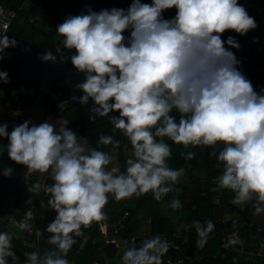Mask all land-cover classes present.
Masks as SVG:
<instances>
[{
    "label": "clouds",
    "instance_id": "clouds-1",
    "mask_svg": "<svg viewBox=\"0 0 264 264\" xmlns=\"http://www.w3.org/2000/svg\"><path fill=\"white\" fill-rule=\"evenodd\" d=\"M173 8L175 16L165 19L163 13ZM256 27L238 0H131L127 9L88 8L65 17L56 33L64 48L74 51L70 62L84 76L75 86L84 93L79 102L91 99L90 119L107 117L113 126L99 144L118 154L123 143L115 136L119 130L132 155L121 171L109 167L112 154L79 140L66 121L30 126L25 120L10 132L6 122L0 123L8 158L29 174L51 175L53 183L46 191L55 212L46 228L34 233L38 238L48 233L49 247L24 252L23 259L14 250V234L0 231V264H72L68 253L83 230L107 220L109 194L120 201L151 193L160 201L173 192L186 169L168 165V141L185 148L221 145L210 153L223 166L216 188L234 194L231 204L251 203L254 216L264 214V89L258 92L240 70L241 60L230 50H239L237 39H222L226 31L243 36ZM16 44L0 33V60L4 50ZM41 59L55 57L48 51ZM0 82H9L6 71H0ZM181 156L191 161L196 152ZM13 171L7 166L2 174L10 177ZM182 206L179 198L169 204L173 210ZM34 221L28 209L17 226L32 233ZM192 227L197 246L203 248L215 224L195 220ZM136 245V237L124 241L120 264H165L164 257L174 247L160 235Z\"/></svg>",
    "mask_w": 264,
    "mask_h": 264
},
{
    "label": "trees",
    "instance_id": "trees-1",
    "mask_svg": "<svg viewBox=\"0 0 264 264\" xmlns=\"http://www.w3.org/2000/svg\"><path fill=\"white\" fill-rule=\"evenodd\" d=\"M23 1L0 0V9L9 8L15 12V19L10 23L7 35L17 41L16 47L4 50V59L0 60V71H6L9 79L7 84L0 82V104L8 111L10 120L19 125L22 122L18 120V116L12 115L14 108L9 109L8 105L21 102L20 109L23 113L27 105L36 99L40 100L42 105L47 107L43 122L56 123L59 119L66 121L67 127L77 134L79 140L86 142L89 147L101 148L112 154L116 166L124 171L125 160L132 155L130 143L121 131L116 130V138L123 141L118 154L112 153L110 146L103 147L99 144L100 136L111 134L113 126L107 117L96 116L94 121L90 119L93 115L91 99L84 105L79 102L78 98L84 93L75 86L83 81L84 76L78 73L70 62L74 51L65 49L63 38L56 40L55 35L56 26L69 15H78L88 8L96 12L101 9H127L131 0H48L37 12L43 29H37L34 24L39 21L29 20L26 11L19 8ZM141 2L150 4L151 0ZM238 3L255 19L257 27L243 36L234 31H226L222 34V39L226 40L229 35L237 39L239 50H230L241 60L240 70L259 92L264 89V0H238ZM175 13L176 9L173 8L166 10L163 15L165 19H169L174 17ZM124 35L127 36L128 33ZM48 51L52 52L55 60L41 59ZM73 96H76L77 100L73 101ZM112 115H118V112L109 113V116ZM4 122L0 117V123ZM8 131L11 130L8 128ZM168 143L172 147L168 165L174 169L185 168V175L174 185V191L160 201L154 200L151 193L120 201L114 200L109 194V202L104 209L107 214L105 222L108 233L113 224L119 222L117 235L125 238L124 241L136 237L137 247L145 237L160 235L167 238L174 247L169 249L165 257L172 260L181 259L179 264H234L230 261V256L238 257L240 247L247 248L252 242L254 245L251 248H255L258 240L264 235L257 230L256 225L251 224L255 222L252 204L241 206L238 210L229 202L234 194L216 188V178L221 174L223 166L210 155L211 147L185 148L172 144L171 141ZM6 145L7 140L0 139V231H9L8 222L17 226V221L23 219L28 209H32L35 216L34 228L43 231L55 217V212L48 204L50 194L46 191L47 186L53 183L51 175L32 173L24 176L26 168L8 158ZM220 147L221 145L219 149ZM188 151L196 152V157L191 161L181 156L182 152ZM7 166L14 170L10 177H4L2 174ZM37 182L40 188L36 186ZM28 186L31 187L30 194L27 191ZM173 198L181 200L183 206L180 209L173 210L169 207ZM162 207L169 211L168 214L161 213ZM224 214L232 216L222 220ZM139 218L147 220V234L133 236ZM195 220L201 223L211 220L215 224V230L209 235L203 248L196 244L198 237L192 227ZM99 224L100 222L93 223L91 227L83 230V236L77 238L76 245L68 253L72 264H91L94 260L106 264L109 257L115 253L116 243H101ZM179 224L182 227L178 226ZM183 224L187 225L186 228H183ZM232 231L241 243H234L233 249L224 250L220 239ZM48 235L44 232L36 242L33 240V234L23 232L20 238L14 235V250L21 259L24 252L34 248L44 250L49 247L46 242Z\"/></svg>",
    "mask_w": 264,
    "mask_h": 264
},
{
    "label": "built area",
    "instance_id": "built-area-1",
    "mask_svg": "<svg viewBox=\"0 0 264 264\" xmlns=\"http://www.w3.org/2000/svg\"><path fill=\"white\" fill-rule=\"evenodd\" d=\"M3 11L0 12V33L6 34L9 28L10 23L13 19H15V12L9 8H3ZM8 36V35H7ZM21 102H14V104H9V109L14 108V112L19 111L21 114L18 116V120L21 122H24L25 120L30 121L31 124H35V120H33L29 116L22 115V110L20 109ZM0 117L8 124V128L12 130L13 122L9 118L8 111L5 109V107L0 104ZM24 176L29 175L28 170L25 169ZM38 186L40 188L39 182H37ZM27 191L30 194L31 193V187H27ZM35 228H33L32 233L24 232V234H33L35 240L38 238L35 233ZM98 230L101 235L104 234V226L103 224L98 225ZM112 233L115 232V230L111 231ZM237 240L236 233L234 231L230 233H226L223 235L220 239L221 247L224 250H231L233 249V241ZM106 241V239H105ZM243 249V250H242ZM240 247V254L239 256H230V261L234 264H264V236H262L258 242L255 248L247 247L242 248ZM254 259H257L258 262H254ZM165 264H179V260H172L169 257H164ZM91 264H100L97 260H94Z\"/></svg>",
    "mask_w": 264,
    "mask_h": 264
},
{
    "label": "crops",
    "instance_id": "crops-1",
    "mask_svg": "<svg viewBox=\"0 0 264 264\" xmlns=\"http://www.w3.org/2000/svg\"><path fill=\"white\" fill-rule=\"evenodd\" d=\"M39 106V105H38ZM23 113L25 114V116H29V117H31L33 120H35V124H39V123H42L43 122V120H44V118H45V116L47 115V114H45V115H43L42 117H41V119H40V121H38V119H39V115H38V113H37V110H36V106L34 107V105L33 104H30V105H27L24 109H23ZM50 116H53V115H50ZM57 118V117H56ZM59 119V118H58ZM60 121H63V120H61V119H59ZM237 208H238V210H240V208H241V206H237V205H235ZM168 212L169 211H167V214H168ZM163 214H165V213H163ZM253 215V214H252ZM232 215L231 214H229V215H227V214H224L223 215V217H222V220H226V219H228V218H230ZM146 223H147V226H145L144 225V222H140V218H139V222H136V226H135V228H134V232H133V236L134 235H136V236H142V235H146L147 234V229H148V222H147V220H146ZM100 224H103V222L101 223L100 222ZM251 224L252 225H256V227H257V230H259V232H263L264 233V217H261V215H260V218L258 217V216H255V222H251ZM114 226L112 227V229L110 230V233H108V231H107V235H106V241L104 240V241H102V239H103V235H101V243H104V242H114V243H116L117 244V247H116V251H115V253H113V255L112 256H110L109 257V261L106 263V264H120V256H121V253H122V251H123V248H124V240H125V238H123V237H120V236H118L117 235V232L116 231H118V225H119V222H117L116 224L114 223L113 224ZM103 226H104V224H103ZM186 224H183V228H186ZM34 228V227H33ZM36 229V228H35ZM112 230H115V232L114 233H112L111 231ZM21 233H23V231H21ZM111 236H110V235ZM225 235V234H224ZM264 236V235H263ZM38 239V238H37ZM36 239V240H37ZM33 240L36 242V240H35V238H34V236H33ZM254 244H253V242L252 243H250V245H249V247H252ZM179 260H181V259H179ZM181 262V261H180Z\"/></svg>",
    "mask_w": 264,
    "mask_h": 264
},
{
    "label": "rangeland",
    "instance_id": "rangeland-1",
    "mask_svg": "<svg viewBox=\"0 0 264 264\" xmlns=\"http://www.w3.org/2000/svg\"><path fill=\"white\" fill-rule=\"evenodd\" d=\"M43 3L44 4L48 3V0H39V1H37V0H24L23 3L19 7L20 9H22V11H26L27 18L29 20L34 19V20L39 21V22H36L34 24L37 29H43V25L40 23V16H38V14H37V12L41 9V5ZM55 39L56 40L58 39L60 41L61 37L58 34H56ZM32 104L34 105V107L36 106V110H37V113L39 115L38 121H40L41 117L47 113V107L42 105L43 103L40 102V100H38V99H36ZM214 150L219 151V145L215 146V148H213V147L210 148V152H212ZM0 155H1V152H0ZM215 159H216V157H215ZM112 166H116L115 161H114V157H113V164L110 165L109 167H112ZM161 213L167 214V210L162 207ZM258 217L260 218V215ZM261 217H264V214H261ZM140 222H144V225L147 226L146 220L144 218H140ZM178 223H181V222H178ZM8 226H9V231L12 232L17 238H20L21 230L16 225H14L12 222H8ZM178 226L182 227L181 224H179ZM254 262H258V260L254 259Z\"/></svg>",
    "mask_w": 264,
    "mask_h": 264
},
{
    "label": "water",
    "instance_id": "water-1",
    "mask_svg": "<svg viewBox=\"0 0 264 264\" xmlns=\"http://www.w3.org/2000/svg\"><path fill=\"white\" fill-rule=\"evenodd\" d=\"M13 125H17V123H15V122L13 121ZM103 224H104V234H103V239H102V241L105 240L106 235H107V231H108L107 223H106L105 221H103Z\"/></svg>",
    "mask_w": 264,
    "mask_h": 264
}]
</instances>
